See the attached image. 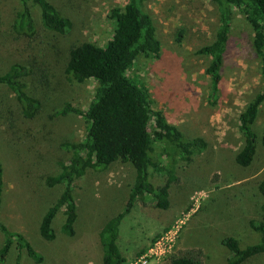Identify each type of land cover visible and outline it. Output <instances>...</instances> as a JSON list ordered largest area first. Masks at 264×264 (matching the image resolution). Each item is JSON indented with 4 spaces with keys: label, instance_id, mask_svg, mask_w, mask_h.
Listing matches in <instances>:
<instances>
[{
    "label": "rangeland",
    "instance_id": "obj_1",
    "mask_svg": "<svg viewBox=\"0 0 264 264\" xmlns=\"http://www.w3.org/2000/svg\"><path fill=\"white\" fill-rule=\"evenodd\" d=\"M50 1L63 15L61 4L68 6L73 25L66 35L40 33L38 37L40 54L50 62L55 78L39 95L41 113L36 139L21 144L0 135L4 168L0 220L9 230L25 237L42 256L40 264H101L97 233L124 209L134 178L131 167L114 165L102 174L87 175L76 182L73 197L77 220L72 238L59 230L62 211L53 222L51 242L41 240L37 231L42 215L60 191L57 186L46 187L44 180L58 173V163L69 159L70 153L61 145L79 141L86 128L82 117L72 113L49 116L64 104L85 110L96 87L94 81L76 84L66 78V52L69 46L84 42L104 45L112 31L108 12L122 7L126 0ZM17 8V0H0V74L13 62L10 23ZM144 12L156 29L160 52L157 58H137L127 76L146 88L153 111L161 112L165 121L185 137H202L207 147L189 164L178 163L174 168L166 210L154 208L150 197L132 205L119 223L116 245L126 264H136L160 237L164 239L155 250L156 256L146 264H158L169 254L195 249L200 250L203 264H225L229 252L221 245L224 238L236 239L241 249L256 244L260 238L249 223L262 218L263 199L257 185L264 179V149L258 143L255 157L246 168L234 163V156L243 146L237 129L238 113L250 96L264 87L252 33L243 17L233 11L219 93L211 103L209 80L204 74L207 60L197 50L213 40L215 7L209 0H149ZM32 15L39 26L36 7H32ZM0 97L6 104L2 109L6 115L15 102L5 88H0ZM263 129L264 103L252 131L259 137ZM153 147L150 155L155 159L158 151L156 145ZM148 173L153 186L163 185L162 177L150 169ZM172 227L177 231L162 236ZM1 244L0 234V247ZM18 256L20 264H34L15 246L4 264H14ZM255 264H264V259Z\"/></svg>",
    "mask_w": 264,
    "mask_h": 264
},
{
    "label": "trees",
    "instance_id": "obj_2",
    "mask_svg": "<svg viewBox=\"0 0 264 264\" xmlns=\"http://www.w3.org/2000/svg\"><path fill=\"white\" fill-rule=\"evenodd\" d=\"M149 0H126L122 7H113L107 18L112 23L110 37L104 45L89 42L68 47L63 73L67 79L83 84L94 81L96 87L85 110L68 104L54 115L72 113L82 117L86 124L83 137L76 142L63 143L61 148L70 153L67 162L58 163L59 171L47 176L44 185L59 187L55 201L46 209L38 225V236L45 242L54 239L53 222L62 211L60 232L72 238L76 223V205L73 190L78 180L87 175H99L111 166H129L134 178L124 209L108 219L97 233L101 249V264H126L116 240L118 226L123 216L135 202L144 203L150 197L153 207L166 210L169 206L168 189L174 180L173 170L178 163L189 164L192 157L207 147L202 137L187 138L177 127L167 123L161 112L153 111L146 88L129 76L128 70L139 57L157 58L160 42L156 29L144 12ZM217 12V26L213 40L197 50L207 60L204 74L209 80V98L214 103L218 97L221 67L231 33L233 11L239 13L252 33V47L260 62V75L264 81V0H209ZM17 11L10 23L13 36L11 52L13 62L0 74V88H5L15 102L6 115L0 97V135L21 144L33 142L39 130L40 94L51 85L55 75L50 62L40 54V33L63 36L70 33L73 17L66 5L65 14L50 0H17ZM32 7H36L39 26L35 25ZM67 14V15H66ZM264 103V87L252 94L237 116V129L243 146L234 156V163L246 168L252 163L257 145L264 149V129L260 136L252 131L259 107ZM156 145L155 159L150 155ZM163 178L161 186H153L148 170ZM263 199L260 221H251L249 227L260 235L256 244L241 249L238 241L226 237L221 245L229 252L225 264H255L264 259V179L257 185ZM4 191V168L0 160V210ZM0 264H4L12 246L23 251L34 263L40 264L42 256L21 233L13 232L0 220ZM14 264H20L19 256ZM158 264H203L200 250H182L165 256Z\"/></svg>",
    "mask_w": 264,
    "mask_h": 264
},
{
    "label": "built area",
    "instance_id": "obj_3",
    "mask_svg": "<svg viewBox=\"0 0 264 264\" xmlns=\"http://www.w3.org/2000/svg\"><path fill=\"white\" fill-rule=\"evenodd\" d=\"M174 231H177V230H174V227H172V229H170L167 232H165L162 236H165L166 237L167 235H169L170 233H173ZM168 238L170 239V242L173 241V238L172 237H168ZM163 239L164 238L160 237L158 240H156L153 243V246L150 248V250H148V252H145L143 255L140 256V258H139V260L137 261L136 264H146L147 261H148V259H151L152 257L156 256L155 250L158 249V248H160L159 246L162 244V240Z\"/></svg>",
    "mask_w": 264,
    "mask_h": 264
}]
</instances>
